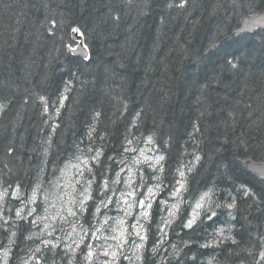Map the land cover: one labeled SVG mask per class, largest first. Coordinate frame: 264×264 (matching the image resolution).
Wrapping results in <instances>:
<instances>
[{
    "label": "trees",
    "instance_id": "obj_1",
    "mask_svg": "<svg viewBox=\"0 0 264 264\" xmlns=\"http://www.w3.org/2000/svg\"><path fill=\"white\" fill-rule=\"evenodd\" d=\"M251 13L264 0H0V188L32 190L100 151L95 197L128 141L152 136L165 190L187 175L185 203L164 244L153 204L142 264H264V180L240 164L264 161V29L234 36ZM73 28L86 59L68 51ZM206 192L222 207L185 228ZM15 223L6 264L30 242ZM11 224L0 219L2 246ZM228 226L235 243L202 247Z\"/></svg>",
    "mask_w": 264,
    "mask_h": 264
},
{
    "label": "rangeland",
    "instance_id": "obj_2",
    "mask_svg": "<svg viewBox=\"0 0 264 264\" xmlns=\"http://www.w3.org/2000/svg\"><path fill=\"white\" fill-rule=\"evenodd\" d=\"M76 44H71L70 46L75 47ZM151 137V142H149L148 138ZM132 142V141H131ZM154 139H152V136H146L144 137L140 142L137 143H131L127 144L125 148L129 149L128 151H125V148L123 150L122 156H120L119 164L117 168V172L113 174V177L108 180L110 189L109 196L112 197L113 203L109 205L108 209H104L103 206H101V215L95 219L92 220L90 217V222H88L85 219L84 220V227L88 228L89 224H94L97 227H99L103 223V213H107L108 216L115 217L116 219L124 218L127 223L126 227L128 228L129 232H134L135 230L131 228V225L136 222V217L139 213L143 211V209H140L138 206H133V208L130 210L132 212L131 216H125V213L123 211H119L117 207L116 201H120L121 207H126L124 205L123 201L124 199H127L129 203L133 201V197L127 196V192L129 191H135L136 199L146 198L148 197V188H153V195L151 197H148L150 199V202L153 204L158 201L161 205L160 210V228L163 229V231H160V244H164L165 236L168 231L169 224H166V221L172 222L175 217L178 214V211L180 207L182 206L184 202V191L185 190V183H186V173L180 172L179 177L177 180V184L174 189H177L180 187V184L182 183L184 185V189L181 190L180 195L178 197L173 198L172 193L174 190L167 192L165 188L163 187L162 183V171L160 165H156V157L163 156L161 150L158 148L156 143H154ZM134 150V151H133ZM143 153V155L141 154ZM93 155L92 157H94ZM89 154L85 153L83 155H78L73 158L72 160H67V162L64 164L62 169H67L66 173H62V169L57 173V176L53 178L50 182L41 181L38 184H35V188L37 185H40V191L37 193V204L36 205H29V207H37L38 213L40 215H49L51 216L55 212H57L60 207L61 203L58 201L54 196L49 197V202L45 204L43 202V195L47 193H56L57 195H63L65 191L71 192L72 189L69 187H66V181L70 180L73 183L75 180H80V184H76V188H81V185L86 186V182L90 179H93L95 181H98V177L95 174V172H88V168H94V166L97 164V161H93ZM147 157V159H145ZM79 158V159H78ZM88 160L89 163L87 167H85L81 162L84 160ZM138 161V162H135ZM79 164L80 167L84 171L83 177L79 176L77 174V169L74 167H71V165H77ZM150 165L155 166V170H153ZM119 171V172H118ZM117 173H119V176H117ZM181 173H183V176H181ZM90 174V175H89ZM88 175V176H87ZM93 176V177H92ZM100 184H102L104 178L100 177ZM119 180V183H113V181ZM179 182V183H178ZM95 183H93L94 185ZM131 184V187L129 186ZM159 184V189L156 188V185ZM92 185V188L94 187ZM17 188L8 190L9 195L4 197L3 200H0V208L11 206L12 204H6L5 202L11 201L12 196L10 195L12 191L16 190ZM34 188H32L33 190ZM5 189L0 188V192L4 191ZM32 190H28L25 186L20 191L21 199L24 201V204H27L28 197L31 195ZM94 190V189H93ZM114 191V195L112 192ZM94 192V191H93ZM122 193H124V196H122ZM73 195H77L78 193H73ZM97 195V194H95ZM21 199H15L17 200V205L15 207L14 214L11 215L10 213L5 212V217L10 218L9 221H11V226L9 227V232H15V225L16 221H22L24 223L25 227V233L26 235H30L31 233H39L40 230L43 228V224H38L36 226H33L30 223V220L32 217H29L27 221L25 220H19L15 216V210L18 208L23 207L21 203ZM65 200L68 199V197H64ZM199 200V198L197 199ZM196 200V201H197ZM94 203V202H93ZM196 203V202H194ZM52 204H55L56 207H51ZM5 205V206H4ZM176 205L178 208V211L176 209H173L172 206ZM195 205V204H194ZM48 208V212H44V208ZM194 208V206H193ZM151 210V209H150ZM149 210V211H150ZM27 209H25L26 214ZM170 211H176V214L170 215ZM193 212V210H192ZM87 215V213L84 214V217ZM79 216V214H78ZM69 224H65L62 222L57 221L56 222V228L57 230L54 232V237L60 238L58 241L53 239V237H49L46 233L41 236L40 238H37L33 236L32 239H29L30 242H28V250L27 253H25L22 256V264H24L25 261H27V264H88V261L85 259L87 249L84 248L82 245L80 248H76L75 252H68L67 249L64 247L65 244H72V239L77 238L76 233H72V238H69L68 233L71 232L70 223L73 222L74 218L69 217ZM147 220L141 219V223L144 224ZM77 232L79 233V228H77ZM82 235V233H80ZM112 233L105 229L102 232L97 233V236H99V239H96L94 237H91L89 235V238L86 239L85 243H90L93 246V256L91 257V264H105L106 260H110L111 257H106L103 255V252L108 249L109 245H114L115 241L112 240H105V236L111 235ZM11 235V234H10ZM147 236V235H146ZM7 243L2 246V243L0 242V264H6V259L9 257L10 252V246L13 237L10 236ZM41 240H53L54 243H59L60 247L59 249H51L49 247H45L43 243H41ZM133 241H135L136 244H140L141 241L135 237V235H132L129 237V242L127 245H125V248L123 249V254L120 256L118 264H142V250L137 251L133 245ZM145 244V242H144ZM73 248H75V244L72 245ZM39 247L41 249L40 252H36L35 249ZM8 251V255H4V250ZM124 255L130 257V260L124 259ZM140 255L141 259L137 260L136 256Z\"/></svg>",
    "mask_w": 264,
    "mask_h": 264
},
{
    "label": "snow or ice",
    "instance_id": "obj_3",
    "mask_svg": "<svg viewBox=\"0 0 264 264\" xmlns=\"http://www.w3.org/2000/svg\"><path fill=\"white\" fill-rule=\"evenodd\" d=\"M255 23H264V20L260 21H253V24ZM73 32H79V28H73ZM43 99V98H41ZM149 142H151V137L148 138ZM129 144H131V141H128ZM129 149L125 148V151H128ZM134 151V150H133ZM143 155V153H141ZM102 155V152L97 151L96 155L92 157L91 159L93 161H98L99 157ZM79 159V158H78ZM147 159V157H145ZM199 159V157H197ZM164 160L163 156L156 157V165H160V163ZM138 162V161H135ZM85 167H87L89 161L86 159L81 162ZM71 167H74L77 169V174L81 177L84 175L83 169L80 167L79 164L77 165H71ZM150 167L155 170L154 165H150ZM88 172H93L92 168L87 169ZM62 173H66L67 169H62ZM161 171H163V168L161 166ZM260 174L264 175V169L260 170ZM117 176H119V173H117ZM181 176H183V173H181ZM95 182L94 178L90 179L86 182V186L81 185V188H76V184H80V180H75L73 183L72 181L68 180L66 181V187H69L72 189L71 192L65 191L63 195H57L56 193H45L43 195V202L47 204L49 202V197L54 196L58 201L61 203L60 209L52 214L49 215H40L38 213L37 207H29V205H36L37 204V193L40 191V185H37L36 188L32 190L31 195L28 197L27 204H24V201L21 199L19 187H17L16 190L11 192V196L14 199H21L22 205H24L21 208H18L15 210V216L19 220H25L27 221L29 217H32L30 220V223L33 226H36L38 224H43V228L40 230L39 233H31L30 235L26 236L25 239H32L33 236L40 238L45 233L49 237H53L55 240H59L60 238L54 237V232L57 230L56 228V222H62L65 224H69V217L74 218L73 222L70 223L71 232L68 233L69 238H72V233L77 234V238L72 239V244H65V248L68 252H75L76 248H80L82 245L85 249H87L85 259L88 261V264H91V257L93 256V246L90 243H85L86 239L89 238V235L91 237H94L96 239H99L100 237L97 236V233L104 231L105 229L109 230L112 234L105 236V240H112L115 241L114 245H109L108 249H106L103 252V255L106 257H111L110 260H106L105 264H118L120 256L123 254V249L125 248V245L129 242V237L132 235H135L141 243L136 244L135 241H133V245L137 251L144 248V242L147 240L146 231L144 224L141 223V219L148 220L150 218V209L152 208V203L150 202V199L148 197H151L153 193V188H148V197L136 199V193L135 191H129L127 192V196L133 197V201L131 203L128 202L127 199H124L123 203L126 205V207L120 206V201H116L117 207L119 211H123L125 213V216H131L132 212L130 211L133 206H138L140 209H143L141 213H139L136 217V222L131 225V228L134 229V232H129L128 228L125 226L127 221L124 218L116 219L115 217L108 216L107 213H103L104 219L103 223L97 227L94 224H89L88 228L84 227V223L81 222V219H86L84 217L85 213L90 212V217L92 220L97 219L102 213H101V206H103L104 209H108L109 205L113 203L112 197L109 196L110 185L108 180L105 178L96 189L97 196H93V188L92 185ZM113 183H119V180L113 181ZM179 183V182H178ZM131 187V184L129 185ZM156 188L159 189V184L156 185ZM184 189V185L181 183L180 187L177 189H174L172 196L173 198L178 197L180 195L181 190ZM73 193H78L77 195H73ZM114 195V191L112 192ZM247 194V192L245 193ZM9 192L7 189L0 192V200H3L4 197L8 196ZM122 196H124V193H122ZM64 197H68L67 200L64 199ZM89 201H94L92 205H89ZM51 207L55 208L56 205L52 204ZM222 207L221 204L216 203L215 208ZM223 207L227 209H232L234 207V204H226L223 205ZM173 209H176L178 211V208L176 205L172 206ZM212 206L211 197L209 193H204L201 195L199 200L196 201L193 212L190 218L187 219L186 223L183 225L185 228L191 229L194 224L197 223V221L200 219L201 215H204L207 217L208 220H212L214 217H216L217 212ZM25 209H27L26 214ZM11 211V209H9ZM176 211H170V215H175ZM44 212H48V208H44ZM79 214V216H78ZM229 216H231V212H229ZM235 217H232L234 219ZM0 219L3 220L4 224H8L9 220L5 218L4 211L2 208H0ZM166 224H170V221H166ZM77 228H79V233L77 232ZM160 231H163V229H159ZM229 233V235H225V231ZM232 228L231 226H228L227 229L225 227H220L217 229L216 234L213 237V240L210 243H206L202 245V247H209L212 246V244L216 243H222L224 240H232L233 243L236 241L231 236ZM82 233V235L80 234ZM12 237L16 236V233L13 232L11 234ZM11 239V237H10ZM41 243L45 245V247H49L51 249H59L60 245L59 243H54L53 240H41ZM73 244H75V248H73ZM155 251V248L153 249ZM36 252H40L41 249L37 247L35 249ZM4 255H8V251L4 250ZM126 260H130L131 258L124 255L123 257ZM260 258L264 260V251L260 252ZM137 260L141 259L140 255L136 256ZM24 264H27V261L24 262ZM70 264V262H69Z\"/></svg>",
    "mask_w": 264,
    "mask_h": 264
},
{
    "label": "water",
    "instance_id": "obj_4",
    "mask_svg": "<svg viewBox=\"0 0 264 264\" xmlns=\"http://www.w3.org/2000/svg\"><path fill=\"white\" fill-rule=\"evenodd\" d=\"M264 20V14L261 13H252L247 15V17L243 20L237 31L235 32V36H238L242 33L252 34L253 32L257 31L258 29L264 28V23H255L253 21H260ZM74 38L79 40L78 46L75 49H71L70 51L75 54H79L83 57H87V50L84 48L82 37L75 34L73 35ZM240 164L252 175L257 176L260 179H264V175L260 174V170L264 169V162L260 161H253L251 159H245Z\"/></svg>",
    "mask_w": 264,
    "mask_h": 264
},
{
    "label": "flooded vegetation",
    "instance_id": "obj_5",
    "mask_svg": "<svg viewBox=\"0 0 264 264\" xmlns=\"http://www.w3.org/2000/svg\"><path fill=\"white\" fill-rule=\"evenodd\" d=\"M43 175H44V173H43ZM46 176H47V174H45ZM37 184L38 183H40V182H36ZM35 185V184H34ZM93 202L94 201H89V205H92L93 204ZM85 220H87L88 222H90V212L89 213H87V215L85 216ZM81 222L82 223H84V220H81ZM19 229H20V231L23 233L24 231H23V229H22V227H21V225L19 226ZM19 261L21 260V262H23V260H22V258L20 257V259H18Z\"/></svg>",
    "mask_w": 264,
    "mask_h": 264
},
{
    "label": "bare ground",
    "instance_id": "obj_6",
    "mask_svg": "<svg viewBox=\"0 0 264 264\" xmlns=\"http://www.w3.org/2000/svg\"><path fill=\"white\" fill-rule=\"evenodd\" d=\"M122 77V76H121ZM119 172V171H118ZM92 174V173H91ZM90 175V174H89ZM88 176V175H87ZM93 177V176H92ZM113 177V176H112ZM105 179V178H104ZM95 182H97V181H95ZM100 182V181H99ZM176 183V182H175ZM174 183V186H176V184ZM94 186V185H93ZM95 187V186H94ZM94 187H93V189H94ZM163 187H164V184H163ZM35 188V187H34ZM175 188V187H174ZM94 191V193H96L95 192V190H93ZM167 192H169V191H167ZM94 196V195H93ZM97 196V195H96ZM95 196V197H96ZM114 200V199H113ZM160 204V203H159ZM151 213V212H150ZM172 236V235H171ZM177 236V235H176Z\"/></svg>",
    "mask_w": 264,
    "mask_h": 264
}]
</instances>
